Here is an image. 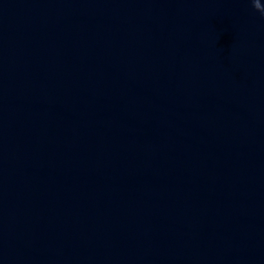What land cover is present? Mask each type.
<instances>
[{
	"label": "water",
	"instance_id": "1",
	"mask_svg": "<svg viewBox=\"0 0 264 264\" xmlns=\"http://www.w3.org/2000/svg\"><path fill=\"white\" fill-rule=\"evenodd\" d=\"M0 264H264L250 0H0Z\"/></svg>",
	"mask_w": 264,
	"mask_h": 264
},
{
	"label": "clouds",
	"instance_id": "2",
	"mask_svg": "<svg viewBox=\"0 0 264 264\" xmlns=\"http://www.w3.org/2000/svg\"><path fill=\"white\" fill-rule=\"evenodd\" d=\"M253 8L264 16V5L261 4L260 0H250Z\"/></svg>",
	"mask_w": 264,
	"mask_h": 264
}]
</instances>
